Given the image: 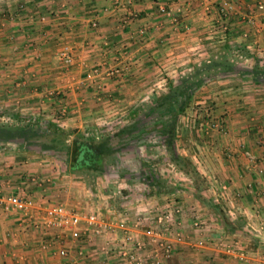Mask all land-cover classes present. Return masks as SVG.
<instances>
[{"label": "crops", "instance_id": "0c3cea01", "mask_svg": "<svg viewBox=\"0 0 264 264\" xmlns=\"http://www.w3.org/2000/svg\"><path fill=\"white\" fill-rule=\"evenodd\" d=\"M227 4L232 9L225 10ZM65 47L69 63L61 57ZM252 68H264V0H0V114L79 132L114 130L118 115L200 73L204 82L188 108L211 104L223 124L200 141L198 159L224 190L209 206L189 193L173 195L182 196L185 239L161 264H261L264 73L243 71ZM185 140L181 132L177 145ZM1 146L0 197L16 193L36 208L67 201L68 182L49 179L56 176L46 155ZM191 201L193 213L186 205ZM127 206L131 210L133 202ZM193 215H201L203 228H192ZM32 218L0 205V264H67L56 250L68 242L34 227ZM133 232L141 231L136 226ZM105 239L70 242V257L82 247L79 264H118L98 253ZM224 244L244 249L249 259L224 254Z\"/></svg>", "mask_w": 264, "mask_h": 264}, {"label": "rangeland", "instance_id": "374dc122", "mask_svg": "<svg viewBox=\"0 0 264 264\" xmlns=\"http://www.w3.org/2000/svg\"><path fill=\"white\" fill-rule=\"evenodd\" d=\"M160 97L161 95L150 96L147 100L137 104L136 108H134L135 111H127L122 113V115H118L119 124L114 130L110 129L112 132L109 129L98 133L88 130L79 132L76 129L65 130L54 122H45L43 120L45 123L37 124L38 121H31L32 125H38L41 129L45 128L49 133L57 132L66 135L67 144L71 143V139L79 134L84 140L87 139L86 141L92 139L100 141L123 127L129 126L137 119H144L148 127L144 136L135 138L127 135L121 138V142L116 138L117 140L112 142L109 147H115L117 151L115 154L103 157L105 169L102 173L98 169L71 170L69 166L70 158L66 156L64 151L43 153L50 159L54 175L56 176L49 179L51 181L56 178L67 180L69 186L63 188L66 190L65 193L68 194L67 201L70 204L65 203L67 201L63 200L49 201L50 203L43 208H34L31 213L34 216L33 219L38 220L43 215L45 207L61 204L80 213L87 210H95L107 221L116 219L120 214L128 215V225L134 234V222L130 223L132 219L130 212L133 211V207L137 211L138 208L145 210V220L137 224L139 230L142 231V228L147 226L148 218L153 213V211H150V206L158 204L163 207H170L173 204L181 205L177 199L180 200L182 196H173L176 193L192 194L194 198L207 206L211 205L210 198H220L219 183H217L216 178L215 182H213L212 178H209L208 174L204 173L203 164L198 159V156L202 152L200 141L203 142L207 136L210 137V130H221L223 124L222 114L215 112L211 104L204 108H197L196 106H199L197 104L189 110V103L193 98L191 96L179 115L156 110L149 112L146 116L148 107L158 101L157 99ZM14 116L10 112L0 114V133L11 126L27 123V121L16 119ZM172 119L176 120L174 143L168 148L159 132L154 128L156 125L159 127ZM181 132L184 136L188 135V140H185V146L182 148L177 145V139ZM1 145H11L13 149L18 148L15 144H8V142H2L0 147H2ZM179 149L182 151L186 149L187 151L181 154ZM34 152L40 153L36 150ZM207 190L212 192V195H208ZM164 196H166V199L162 201ZM169 196L173 197L168 199L170 198ZM131 202H133V207L128 210L127 205ZM186 205L191 213L197 211L194 210L192 201ZM141 236L142 233L140 232L137 238H141ZM65 242L67 243L68 241ZM119 260L120 264L121 259Z\"/></svg>", "mask_w": 264, "mask_h": 264}, {"label": "built area", "instance_id": "2783aa9c", "mask_svg": "<svg viewBox=\"0 0 264 264\" xmlns=\"http://www.w3.org/2000/svg\"><path fill=\"white\" fill-rule=\"evenodd\" d=\"M230 9H232L231 5L227 4L225 10ZM61 57L66 63L70 62L71 56L67 47L62 50ZM246 154L251 162H256L252 154L247 152ZM258 169V172L264 176V168ZM222 189L224 190L223 186ZM261 193L264 195V191ZM0 205L5 210L11 209L26 215H30L36 208L33 199L16 193L0 197ZM144 211L138 208L133 226L136 227L138 222L145 220ZM150 211L153 213L148 218L147 226L142 228L141 238L134 237L128 225L129 217L125 214L107 221L95 210L80 213L67 206L56 204L45 207L43 215L38 220L33 218L31 220L34 227L53 230L61 243L69 242L68 245L61 244L56 250L61 258L67 259V264H79L85 255L82 247H76V256L70 257V242L88 241L93 236L106 237L100 243L98 253L106 259L113 257L118 264L119 259H121L120 264H161L162 260L169 259L175 253L177 245L184 242L183 224L178 215L181 205L173 204L170 207L152 205ZM191 219L192 228H203L204 220L199 215H193ZM223 253L233 256L242 263L249 259L244 249H237L232 244H224ZM260 259L261 264H264V255Z\"/></svg>", "mask_w": 264, "mask_h": 264}, {"label": "trees", "instance_id": "16d2710c", "mask_svg": "<svg viewBox=\"0 0 264 264\" xmlns=\"http://www.w3.org/2000/svg\"><path fill=\"white\" fill-rule=\"evenodd\" d=\"M227 67L232 70V65H227ZM243 71H248L252 76H255L257 73H264V68H252ZM199 75L200 73L196 72L192 76L193 78L186 77L179 79L178 83L173 84L168 92L161 95L157 99L158 101H155L148 107L146 116L149 112L156 110L177 113L179 115L189 102L194 90L204 82L203 79H200ZM145 123L147 122L144 119H137V121L135 120L129 126L123 127L100 141H96V139L86 141L87 139L84 140L81 138V134H79L71 139V143L67 144L66 135L57 132L49 133L47 129H41L40 126L27 122L23 125L11 126L6 131H2L0 133V143H13L19 149L36 150L42 154L49 151H64L66 156L70 158L69 166L71 170L98 169L102 173L105 169L103 157L115 154L117 151L115 147H109L113 140H117L116 138H118L119 142H121V138L127 135L135 138L144 136L148 130ZM175 125L176 120L172 119L159 127L156 125L154 128L159 132L168 148L174 143ZM224 223L229 228L233 226L228 219H224Z\"/></svg>", "mask_w": 264, "mask_h": 264}]
</instances>
